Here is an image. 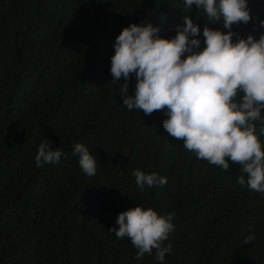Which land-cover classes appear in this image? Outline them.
<instances>
[{
    "label": "trees",
    "instance_id": "obj_1",
    "mask_svg": "<svg viewBox=\"0 0 264 264\" xmlns=\"http://www.w3.org/2000/svg\"><path fill=\"white\" fill-rule=\"evenodd\" d=\"M247 3L253 19L232 31L258 40L264 0ZM185 15L201 30L194 51L205 27L227 31L183 0H0V264H160L108 232L138 205L175 213L163 264H264V194L237 184L247 174L230 160L223 171L197 159L164 130L162 111H128L123 77L111 81L124 28L152 23L172 39ZM128 84L134 96V74ZM43 139L64 156L36 167ZM76 143L96 156L95 176L79 167ZM137 169L167 184L140 191Z\"/></svg>",
    "mask_w": 264,
    "mask_h": 264
},
{
    "label": "clouds",
    "instance_id": "obj_2",
    "mask_svg": "<svg viewBox=\"0 0 264 264\" xmlns=\"http://www.w3.org/2000/svg\"><path fill=\"white\" fill-rule=\"evenodd\" d=\"M183 3L186 8H202L209 20L222 21L226 33L205 27V47L194 51L200 48L201 30L188 15L172 39L161 38L160 28L152 23L130 24L115 39L111 81L123 77L119 93L128 111L142 110L145 115L162 111L168 117L162 122L164 130L182 140L197 159L223 171L230 170V160L247 174V180L238 176L237 184L264 194V151L256 134L259 122V135L264 136V34L258 40L251 34L244 39L232 31L233 25H247L253 19L247 0ZM259 26L264 28V20ZM131 74L136 79L134 96L127 95ZM73 155L79 156L85 175L97 174V158L85 145L76 143ZM63 156L60 148L53 150L51 141L43 139L35 156L36 167L56 164ZM133 176L140 191L167 184V177L154 172L137 169ZM174 218L175 213L159 215L138 205L118 214V229L108 232L117 239L129 238L137 250L136 259L155 250V259L163 264L165 255L172 252V245L165 246L164 241L174 231ZM254 239L249 235L243 243Z\"/></svg>",
    "mask_w": 264,
    "mask_h": 264
}]
</instances>
